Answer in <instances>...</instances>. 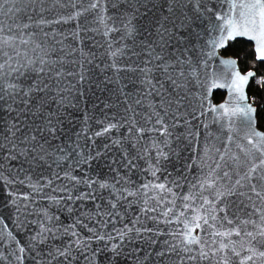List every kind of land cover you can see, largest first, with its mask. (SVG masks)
<instances>
[{
  "label": "snow or ice",
  "instance_id": "1",
  "mask_svg": "<svg viewBox=\"0 0 264 264\" xmlns=\"http://www.w3.org/2000/svg\"><path fill=\"white\" fill-rule=\"evenodd\" d=\"M17 2L0 0V101L23 104L17 110L16 122L8 128L9 134L0 137V186L19 185L27 189L21 192L13 188L12 203L18 217L22 209L25 215L37 217L33 223L39 230L30 236L28 250L50 239L63 238V246L48 253L50 259L46 264H52L53 260L59 264H80L81 261L101 264L102 254L110 264H118L126 244L157 243L153 236L165 233L160 230L154 233L144 222L162 220L178 227L167 233L171 239L165 241L166 250L157 253L160 258L175 255V264L211 259L216 264L220 261L229 264L230 257L234 256L239 258V264H264V131L253 128L254 109L245 103L244 91L252 79L264 87V70L258 78L257 71L253 70L256 63H264V0L240 3L227 0L230 5L227 12L216 15L217 20L223 21L222 26L217 25L219 37L211 41L210 50L201 52L204 64L208 65L218 59V48L237 37H247L255 42L252 68L241 74L235 59L219 60L225 70L203 78L198 72L199 61L194 66L184 54L174 60L165 55L174 33L163 23L157 28L156 46L146 44L145 50L138 53L123 43L129 39L134 42L137 33L134 21L143 0H126L130 11L115 18L107 15V7H116L118 0H27L32 9V15L26 16L27 22L6 23L4 16L22 10L15 7ZM167 2L170 16L164 19L173 18L174 28L176 20L183 26L192 19L185 9L200 13L204 4V0ZM237 9L239 13L233 15ZM177 12L182 20L175 16ZM89 13L94 15L95 31L99 32L102 26L103 34L109 38L113 32L121 33L120 43L114 45L108 40L109 62L104 68L112 76L104 83H114L122 99L116 105L105 104L100 117L85 113L78 131L60 143H53L60 139L61 109L66 107L72 91L88 80L86 66L93 62V54L82 47V33L92 29L79 23ZM70 21L75 22L73 31L57 30V25ZM141 55L145 58L140 59ZM121 73L131 75L122 77ZM22 78H30V83L24 86ZM165 82L170 89L165 87ZM128 84L134 86L133 91L126 90ZM197 87L199 98L194 94ZM224 87L229 89L227 105L217 107L208 103L212 90ZM52 103L57 104L55 112L49 108ZM113 107L120 110L112 112ZM205 109L207 113L239 115L246 144L240 149V155L226 159L225 153L220 161L214 162V168L199 185L201 191L195 196L182 195V207L177 210V194L173 189L179 183L159 182V164L175 153V142L199 135L193 121L207 130V125L200 120L207 114ZM21 115L24 121L19 120ZM28 116L33 117L30 123ZM36 118H41L39 123ZM22 123L27 129L23 132ZM178 128H184V133L178 134ZM20 132L22 135L17 136ZM228 138L232 139L231 134ZM97 140L105 142L97 145ZM114 151L119 154L118 158L109 159ZM101 160L109 169L104 177L90 171L92 164ZM140 160L149 162L145 171L154 179L137 184L130 173L138 169ZM38 169L45 171L37 172ZM204 192H209L212 199L205 197ZM234 196L240 197L241 203L251 209L246 219H229L227 212L219 217L224 208H217V204ZM42 201H48V205L43 206ZM30 205L37 206L29 213ZM53 208L74 217L72 223L62 225ZM19 222L23 226L24 222ZM225 222L231 227L225 228ZM8 236L15 241L11 233ZM5 239L0 233V247ZM133 251L139 254L142 249ZM25 253L24 245L14 247L10 255L0 252V264L5 261L24 264Z\"/></svg>",
  "mask_w": 264,
  "mask_h": 264
},
{
  "label": "water",
  "instance_id": "2",
  "mask_svg": "<svg viewBox=\"0 0 264 264\" xmlns=\"http://www.w3.org/2000/svg\"><path fill=\"white\" fill-rule=\"evenodd\" d=\"M236 3L242 2V0H235ZM246 2V0H245ZM11 6L5 5V8ZM229 3L227 0H204L202 10L200 13H195L191 8L185 9L187 15L192 17L189 23L180 25L179 20H176V27H173V18L165 21V17H169L168 12V2L167 0H143V3L140 5L139 12L137 13L136 19L134 21L137 33L133 40L129 39L123 41L129 46L134 47V50L138 53H142L145 49L146 44H151L156 46V42L159 37L157 36V28L163 23L165 27L169 29L170 32L174 33V38H172L170 44L165 48V55L169 56L173 60L177 55L184 54L189 59H191L193 65L199 61L198 72L201 74V78L205 75H211L213 72L221 73L223 72L224 66L219 63V60H228L235 59L237 61V68L240 70L241 74L246 72L240 67L239 60L232 56H225L223 51L226 50L230 43L236 41H246L249 42L253 47L255 42L249 40L247 37H237L234 40L228 41L223 48H218L216 51V56L218 59H213L208 65H205L203 58L201 57V52H206L211 49V41L218 39L219 29L217 25H223V21L217 20V14H224L229 8ZM15 7L22 9L19 12L13 13L8 16H4L6 23H12L15 20L16 24L26 23V16L32 15V9L28 7L27 0H18L15 4ZM210 8L211 12L205 11L204 9ZM128 9L126 0H118L117 6L112 7L109 5L107 7V15L110 17H120ZM239 13V9L236 10L235 14ZM176 17H179L180 20L183 19L180 16V13L175 14ZM79 23L87 25L90 31L82 33L84 36V43L82 45L85 52L92 53V64L87 65L88 68V80L82 84L78 85L75 90L72 91L69 101L66 102V107L61 109V118L62 123L60 124L61 132L58 133L60 139L53 141V143H60L68 138V136L73 135L76 131L79 130L81 121L85 113L92 115L93 117H100L104 110L105 104L116 105L120 102L122 97H119L116 88L117 86L112 84H105L104 81L107 77L112 76L110 70H105L104 66L109 62V57L106 55L108 40L111 39L115 44L120 43L121 33L113 32L111 37H106L103 34V27L99 32L95 31L97 25L94 22V15L92 13L82 16L79 20ZM15 27V25H13ZM58 31H63L70 33L75 29V22H68L56 26ZM69 43L71 41H68ZM207 45V47H205ZM177 49L179 51H177ZM157 50H159L157 48ZM186 50V51H185ZM145 57L141 55L140 59ZM136 57H133L135 60ZM124 62H128L125 60ZM264 64V63H263ZM99 65V67H97ZM131 73H121L122 77L129 76ZM162 79V77H160ZM252 80H249L248 84L245 86V95L247 100L245 103H249L254 112L252 115L253 128L256 131H263L258 126V108L251 100L248 90L252 83ZM127 83L126 80L122 81ZM222 83L227 82L221 80ZM22 83L24 86H27L30 83V78H22ZM165 87L170 89V85L165 82ZM134 86L128 84L127 91H133ZM199 88L197 87L196 92L194 93L197 98H199ZM83 92V95L79 93ZM221 92L225 95L223 101L217 103L214 99L216 93ZM230 100L229 89L216 88L213 89L208 103L215 106L221 104H226ZM236 101H233L235 104ZM123 105H120L122 109ZM23 104L17 101L12 103L11 101L5 100L0 101V137L9 134L8 128L17 120V110L22 109ZM49 108L52 112H55L57 109V104L52 103L49 105ZM116 107L112 108V112L120 110ZM207 113V109H205ZM41 118H36V123L40 122ZM20 121H24L25 117L21 115L19 117ZM33 120V117L28 116L27 122L30 123ZM200 120L207 125V130L200 126L198 121H193V126L195 130H198L199 135L192 139H180L178 142L173 144L175 149L174 154H170L167 159L161 160L159 164V171L157 177L159 182H171L177 181L179 187H174V191L177 194L176 205L177 210H179L182 205L180 202V197L182 195H196L200 190V183L202 180L207 177L212 168H214V162L220 161V157L227 153L225 157L228 159L229 156L240 155V149L246 144L245 133L241 131L243 127L241 124V117L236 116H225L220 112L207 113L204 117H200ZM93 127L95 125L93 124ZM22 132L27 129L24 127V124H21ZM184 128H178L176 132L178 134L184 133ZM22 132L17 133V136H21ZM228 134H231L232 139L229 140ZM105 141L97 140V145H100ZM118 153L113 152L109 159L112 157L118 158ZM230 163V161H229ZM223 167V162H221ZM138 169L130 173L131 179L137 184L146 183L154 178L151 176L150 172L145 171L149 166V162L144 160L138 161ZM18 166V162H17ZM27 167V165H25ZM231 171V169H224ZM37 172L45 171L44 169H38ZM92 174H98L100 177H104L109 173V169L105 165L103 160L96 161L92 164L90 169ZM216 171H220L217 169ZM222 175V173H221ZM13 188H19L21 192L27 191L19 185H14L12 187L3 185L0 186V233H2L6 239L4 240L3 247H0V252H4L5 255H10L14 250V247H19L20 245L26 246L25 260L24 264H37L39 261L40 264H46L50 259L48 253L54 252L57 247H62L64 239H50L44 245H39L35 249L29 251V238L32 234L38 231V226L33 221L37 220V217L32 214H24V210H21V213L17 214L16 206L12 203V200L15 199L13 193ZM204 196L208 199H212V196L209 192H204ZM200 201H197L199 204ZM43 206L48 205V201L40 202ZM37 205L29 206V213L31 208ZM224 208V212L219 213V217H223L224 213H228L229 219L236 220L237 218H247V214L251 212L250 208H246L241 203L240 197H230L217 204V208ZM52 212L56 215H59L61 224L68 226L72 223L74 217L70 216L66 211L57 212L55 208L52 209ZM19 221H23V226ZM145 225L153 229L155 233L157 230L162 231L163 235L158 237L153 236V239H156L158 242L152 244L148 241H144L140 244L135 242L131 244H126L124 248V253L120 257L118 264H137V255L139 256V264H175L176 257L175 255H165L163 258L157 256V253L165 251L167 245L165 241L170 240L171 237L167 235L173 229H177L178 225L173 223L168 225L161 221H151L146 220ZM119 227V224H117ZM231 226L227 225L225 222V228H230ZM252 226H248V230H251ZM11 233L15 237V241H19V244H16L15 241L8 234ZM199 233V229H197ZM233 239H238L233 237ZM95 246V245H93ZM140 248L142 251L137 254L133 249ZM145 257L147 259L145 260ZM5 264H8L5 261ZM52 264H59L58 261L53 260ZM83 264V261L80 262ZM101 264H110L109 259L105 255H101ZM188 264H216L215 259L204 260V261H194L188 262ZM220 264H223V261H220ZM229 264H239V258L231 256L229 259Z\"/></svg>",
  "mask_w": 264,
  "mask_h": 264
},
{
  "label": "trees",
  "instance_id": "3",
  "mask_svg": "<svg viewBox=\"0 0 264 264\" xmlns=\"http://www.w3.org/2000/svg\"><path fill=\"white\" fill-rule=\"evenodd\" d=\"M225 56H232L239 60L240 67L243 71H247L252 68L254 62V47L246 41H236L229 44L228 48L223 51ZM257 71V78L262 74L264 70L263 63H256V67L253 69ZM249 96L254 104L258 108V126L264 131V87L258 86L253 79L249 90ZM225 95L221 92L215 94L214 99L217 103L223 101Z\"/></svg>",
  "mask_w": 264,
  "mask_h": 264
},
{
  "label": "rangeland",
  "instance_id": "4",
  "mask_svg": "<svg viewBox=\"0 0 264 264\" xmlns=\"http://www.w3.org/2000/svg\"><path fill=\"white\" fill-rule=\"evenodd\" d=\"M246 72V71H245Z\"/></svg>",
  "mask_w": 264,
  "mask_h": 264
}]
</instances>
